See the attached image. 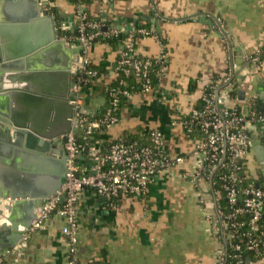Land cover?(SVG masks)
Here are the masks:
<instances>
[{
  "label": "crops",
  "instance_id": "0c3cea01",
  "mask_svg": "<svg viewBox=\"0 0 264 264\" xmlns=\"http://www.w3.org/2000/svg\"><path fill=\"white\" fill-rule=\"evenodd\" d=\"M55 1L51 7L55 9L57 3L60 24L71 25V1ZM85 4L90 16L101 15L110 28L128 30L135 22L149 23L164 39L166 52L157 89L126 99L119 107L118 123L96 131L94 142L106 149L110 141L133 135L147 143L149 131L158 129L164 135L166 150L173 156H183L184 163L157 176L145 194L121 199L116 209H111L94 191L84 190L77 209L79 257L84 264H214L221 247L213 217L214 195L205 177L192 182L180 176L195 171L202 155L195 150L194 136L171 121L175 115L185 117L199 105L204 87L227 74L232 63L236 65V76L248 71L242 76L244 97L239 107L248 109L264 101V68L252 67L245 61L264 47V0H86ZM118 50L100 40L91 47L92 65L101 73L85 100V107L92 112L105 110L103 86L115 78ZM160 50L153 37L136 40L141 57H155ZM8 84L0 77V101L15 119L45 135L60 130V106L66 104L54 95L60 93L65 82L57 71L45 69L36 81L42 91L51 88L54 95L26 92L21 84L10 90ZM256 135L263 145L255 129L253 137ZM12 144L0 141L8 163L21 165L27 161L40 165L22 170L0 161V184L21 179L23 188L48 187V159ZM85 163L80 159V164ZM250 165L251 169L259 168L253 148ZM33 236V245L26 248L23 257L13 256L8 263L67 264L65 224L57 214H51L44 228ZM246 264H264V256Z\"/></svg>",
  "mask_w": 264,
  "mask_h": 264
},
{
  "label": "built area",
  "instance_id": "2783aa9c",
  "mask_svg": "<svg viewBox=\"0 0 264 264\" xmlns=\"http://www.w3.org/2000/svg\"><path fill=\"white\" fill-rule=\"evenodd\" d=\"M44 1L48 3L46 9L51 7L50 0ZM70 1L74 29L65 38L76 42L81 48L76 99L73 101V120H77L79 131L61 135L66 154L63 182L60 189L45 200L25 238L43 229L46 220L55 213L65 224L67 264H84L78 254L77 209L81 193L90 189L103 197L111 209H116L121 199L145 194L157 176L180 167L184 157L173 156L166 150L164 135L158 129L149 131L147 143L123 136L110 141L106 149H102L94 142L96 131L118 123V110L122 101L132 94H147L157 89L151 78L155 76L159 79L163 73L166 52L164 43L153 28H110L105 25L101 15H89L86 0ZM124 31L126 36L118 50L115 78L119 75L136 77L139 91L127 89L124 78L115 86L111 85V81L105 83V110L91 117L82 112L88 95V92H83L84 86H93L100 78L97 69L91 66V47L101 38L117 37ZM149 36L160 44V53L155 57H141L136 51V40ZM245 61L252 67L264 68V47L247 56ZM235 69L236 65L232 63L227 74L214 78L204 87L199 107H192L185 117L175 115L171 121L172 124H180L186 133L193 134L195 150L202 155V161L195 171L180 176L192 182L205 177L214 195L213 217L221 241L214 264H225L227 248L235 252L229 256L235 259V264H243L236 253L240 248L239 240L246 239L247 250L264 254V230L260 229L259 224L264 211V185L257 181L259 168L254 170L250 165L255 129L264 142V108L260 110L255 103L248 109L239 107L238 93L232 94V91L241 90L242 76L248 71H241L237 76L238 84L233 87L228 82L235 75ZM80 159L86 163L80 164ZM244 214L249 215L247 221L241 219ZM243 226H247V230L239 232Z\"/></svg>",
  "mask_w": 264,
  "mask_h": 264
},
{
  "label": "water",
  "instance_id": "95a60500",
  "mask_svg": "<svg viewBox=\"0 0 264 264\" xmlns=\"http://www.w3.org/2000/svg\"><path fill=\"white\" fill-rule=\"evenodd\" d=\"M47 5L44 0H0V77L9 82L10 90L18 89L21 84V89L26 92L48 96L54 95L55 92L51 88L42 91L36 81L45 69L55 70L63 78L65 85L60 93L54 96H57L62 104H66L60 106L63 110L60 130L45 135L32 125L26 127L15 119L5 103L0 101V141H9L16 148L24 146L36 156L46 157L50 172L48 187L23 188L21 179L0 184V264H11L8 260L13 256L23 257L26 248L33 245L34 233L29 234L27 238L25 236L45 200L60 189L66 172V154L60 137L70 131H79L77 120H73V101L76 99L74 77L78 75L81 48L76 42L58 35L56 17L45 12ZM68 20L71 25L61 24L62 31L74 29L73 17H68ZM135 25L136 22L133 23V26ZM129 29L131 28L128 27ZM68 80L70 82L67 84ZM23 82L27 83L26 87ZM243 97L244 91H238V98ZM101 100L105 102L104 96ZM257 106L262 110L264 101ZM84 108L82 112L91 117L101 113L100 109L92 112L87 106ZM251 147L258 158L259 170L264 178V151L261 150L264 144L262 145L257 135L252 137ZM4 155L1 147L0 161L11 164L13 161L8 163ZM15 165L27 170V167H38L40 164L31 165L26 161ZM60 202H63V197Z\"/></svg>",
  "mask_w": 264,
  "mask_h": 264
},
{
  "label": "trees",
  "instance_id": "16d2710c",
  "mask_svg": "<svg viewBox=\"0 0 264 264\" xmlns=\"http://www.w3.org/2000/svg\"><path fill=\"white\" fill-rule=\"evenodd\" d=\"M52 3L55 2V0H50ZM54 9V7H53ZM105 22V25L107 26L108 22L107 21H104ZM136 27H147V28H151L152 26L147 23V22H138L136 25ZM108 27V26H107ZM126 36V31L122 32V35L120 36H117V37H110V38H101L99 39L100 41H103L105 43H108L110 46L112 47H120V44L122 42V40L124 39V37ZM163 43L164 42V39H161ZM91 66L93 68H95L92 64ZM96 69V68H95ZM98 70V69H97ZM98 73H99V76H100V71L98 70ZM124 78V80L126 81V88L131 90L132 92H137L139 91V83H138V80L136 79V77L130 75L129 77H124L122 75H119L117 76L116 78H114L112 81H111V85H118V82L120 79ZM151 80H153V83L156 84L158 82V78H156L155 76H153L151 78ZM230 84H232L233 87H236L237 84H238V80H237V76L234 75L231 79H230V82H228ZM225 84V83H224ZM92 88V85H85L84 88H83V92H88L90 91L89 89ZM238 93V91H232V94L234 93ZM124 101H122L120 103V107L123 105ZM200 106V104L198 105V107ZM190 135H193V134H190ZM125 138L127 139H130V140H138L139 142L142 143V139L139 137H135L133 135H129V136H125ZM258 183L261 184V185H264V178L261 174V172L259 171L258 172V179H257ZM222 203H223V200H222ZM249 218V215L248 214H244L241 219L244 220V221H247ZM259 224L261 226V230H264V211H263V214H262V217L259 221ZM247 230V226H243L239 229V232H244ZM245 241L246 239L244 240H239V244H240V248L239 250L236 251V253L240 256V258L242 259V263L243 264H246L247 261H256L257 259H260L264 256V254H256L254 253L253 251H249L246 249V246H245ZM227 255H226V258H225V264H235V259H231V257H229L230 255H233L235 252L233 250H231L230 248H227Z\"/></svg>",
  "mask_w": 264,
  "mask_h": 264
},
{
  "label": "flooded vegetation",
  "instance_id": "af4514ba",
  "mask_svg": "<svg viewBox=\"0 0 264 264\" xmlns=\"http://www.w3.org/2000/svg\"><path fill=\"white\" fill-rule=\"evenodd\" d=\"M56 2V1H55ZM55 2L54 3H52V4H55ZM56 8L58 9V6H57V3H56ZM53 9V7H49V8H47L46 10H45V12L47 13V14H50V15H53V16H55L56 17V24H57V31H58V35L59 36H65V37H68V35L71 33V31H62L61 30V24H60V17H59V11L57 10V9ZM73 12V11H72ZM74 19V18H73ZM62 143H63V140H62ZM63 149H64V147H63Z\"/></svg>",
  "mask_w": 264,
  "mask_h": 264
},
{
  "label": "rangeland",
  "instance_id": "374dc122",
  "mask_svg": "<svg viewBox=\"0 0 264 264\" xmlns=\"http://www.w3.org/2000/svg\"><path fill=\"white\" fill-rule=\"evenodd\" d=\"M58 2H59V4H64L65 3L63 0H59Z\"/></svg>",
  "mask_w": 264,
  "mask_h": 264
}]
</instances>
